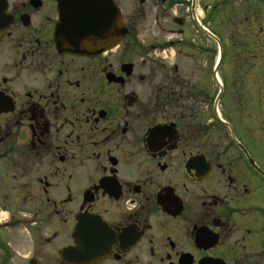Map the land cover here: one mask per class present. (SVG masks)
Here are the masks:
<instances>
[{
  "label": "flooded vegetation",
  "instance_id": "flooded-vegetation-1",
  "mask_svg": "<svg viewBox=\"0 0 264 264\" xmlns=\"http://www.w3.org/2000/svg\"><path fill=\"white\" fill-rule=\"evenodd\" d=\"M239 32L264 0H0V264H264L258 42L216 95L169 62Z\"/></svg>",
  "mask_w": 264,
  "mask_h": 264
},
{
  "label": "rangeland",
  "instance_id": "rangeland-1",
  "mask_svg": "<svg viewBox=\"0 0 264 264\" xmlns=\"http://www.w3.org/2000/svg\"><path fill=\"white\" fill-rule=\"evenodd\" d=\"M158 34L154 35L152 32H148L145 34V37H147L146 39L148 40H153L154 38H158L157 37ZM191 37L188 42L190 40H192V44H198V43H202L200 37L199 40L196 37V35H192L189 36ZM160 38L162 40V42H167L168 40L170 41H178L180 38H177L175 36H173L172 34H160ZM204 41V40H203ZM225 41H226V56H225V60L222 63V65H218V57L219 55H217V50H216V44L214 43V41H210V46H211V54H210V62H207V57H203L202 55H195V60H190L187 59L186 57H179L176 56L174 53H176V50H174V52H172V59L169 60L170 63L175 64H181L182 66L180 67L181 72H185V73H199L200 74V78L203 76V80H200L201 83V87H207V83H210V89L211 92L216 95L218 93V91L220 90V86L219 84H215V81L212 78L213 74L216 75H222V74H226L228 75V78H226V82H228V79L230 78L229 75L233 74L234 72H238V67H244V64H240L239 60L237 59V57L239 56L236 52L239 50L238 45H235V42H240V41H246V42H252V41H257L258 42V52H259V57H264V34L261 33H255L254 37L251 36L249 33H244V32H239V33H226L225 34ZM237 46V48L235 47ZM189 52H195V51H191L189 50ZM210 63V64H208ZM258 66L260 67L258 71L259 73H262L259 76V80L260 83L264 82V70H262V68H264V63H260L258 64ZM243 72H253V70H247L243 69ZM209 73H210V77H209ZM223 84V81L220 80ZM197 81H194V83H196ZM217 82H219L217 80ZM220 87V88H219ZM226 88V87H225ZM232 90L231 88L228 87V89L226 88V95L229 96L232 94ZM261 103L264 104V101L260 98ZM259 128H264L261 125H259ZM259 129L260 131H263ZM264 151V145L262 147V150ZM260 152V151H259Z\"/></svg>",
  "mask_w": 264,
  "mask_h": 264
},
{
  "label": "bare ground",
  "instance_id": "bare-ground-1",
  "mask_svg": "<svg viewBox=\"0 0 264 264\" xmlns=\"http://www.w3.org/2000/svg\"><path fill=\"white\" fill-rule=\"evenodd\" d=\"M221 83V81H219Z\"/></svg>",
  "mask_w": 264,
  "mask_h": 264
},
{
  "label": "water",
  "instance_id": "water-1",
  "mask_svg": "<svg viewBox=\"0 0 264 264\" xmlns=\"http://www.w3.org/2000/svg\"><path fill=\"white\" fill-rule=\"evenodd\" d=\"M101 14V13H100Z\"/></svg>",
  "mask_w": 264,
  "mask_h": 264
}]
</instances>
